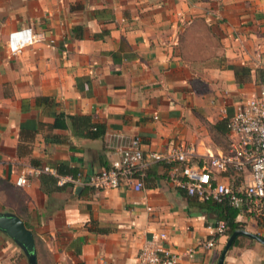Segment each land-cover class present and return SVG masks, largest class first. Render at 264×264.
<instances>
[{
	"label": "crops",
	"instance_id": "crops-1",
	"mask_svg": "<svg viewBox=\"0 0 264 264\" xmlns=\"http://www.w3.org/2000/svg\"><path fill=\"white\" fill-rule=\"evenodd\" d=\"M21 28L34 40L12 53L8 34ZM233 66L247 67L248 80L237 83ZM195 80L208 91L195 90ZM262 81L264 0H0V212L32 232L34 264H135L141 243L157 233L173 251L194 250L179 264H216L227 228L203 248L216 212L148 156L179 145L202 162L224 151L210 125ZM59 114L64 127L53 125ZM68 115L103 124V136L74 135ZM134 136L147 162L137 191H45L31 175L14 184L37 164L89 175L107 165L108 144ZM216 175L231 183L237 174ZM235 222L260 235L253 212ZM0 264H31L1 231ZM222 264H264V246L237 234Z\"/></svg>",
	"mask_w": 264,
	"mask_h": 264
},
{
	"label": "built area",
	"instance_id": "built-area-1",
	"mask_svg": "<svg viewBox=\"0 0 264 264\" xmlns=\"http://www.w3.org/2000/svg\"><path fill=\"white\" fill-rule=\"evenodd\" d=\"M34 40L30 28H21L8 34L7 47L15 53ZM227 147L220 153L207 152L201 162L191 147L174 146L163 154L151 153L150 161H163L167 166V176L175 187L207 203H226L237 210L253 212L258 222L261 237L264 238V81L258 85L257 94L239 101L230 115H225ZM107 165L89 175L79 171L75 174L59 175L54 167L37 164L25 167L15 179L16 186L27 183V175L38 176L46 173L56 178L58 185L66 184L74 188L87 186L93 189L129 188L134 191L142 187L143 169L147 162L143 159L139 138L121 137L108 144ZM231 171L237 175L233 182H222L217 173ZM210 237L201 243L210 249L216 235L223 234L224 221L212 224ZM165 234L157 233L146 238L140 245L135 264H179L182 257L194 252L187 248L176 252L164 245Z\"/></svg>",
	"mask_w": 264,
	"mask_h": 264
},
{
	"label": "trees",
	"instance_id": "trees-1",
	"mask_svg": "<svg viewBox=\"0 0 264 264\" xmlns=\"http://www.w3.org/2000/svg\"><path fill=\"white\" fill-rule=\"evenodd\" d=\"M232 72H233L234 80L237 83L245 82L249 78L248 77L249 69L247 67L233 66ZM61 117H63V115L61 114L55 117V120L53 122L54 126L64 127V124L62 122H59V119ZM66 117L69 120L71 131L73 132L74 135L78 137H83L87 139H96V138L102 137L104 134L103 124L92 122L89 116L68 115ZM210 127L214 129L215 132L219 133L220 136L215 134L216 136L223 137L224 135H226L225 137L227 140L226 118H222L216 121L214 124L210 125ZM227 144H228V140L226 142V147H227ZM55 170H56V173L59 175L76 173V171L74 172L73 171H62L57 168H55ZM143 176H144V171H143ZM37 177L40 178L41 188L45 191H49L51 189H58V188L67 186L66 184L58 185L56 183V178L46 173H41ZM43 184H46V185L48 184L51 187H49V189H44ZM208 206H210V208L216 212L217 217L219 218L218 220L224 221L226 228H227L226 230L228 233H231L233 230L239 227L238 224L235 222V216L238 213L236 209L230 207L226 203H219V204L208 203Z\"/></svg>",
	"mask_w": 264,
	"mask_h": 264
},
{
	"label": "water",
	"instance_id": "water-1",
	"mask_svg": "<svg viewBox=\"0 0 264 264\" xmlns=\"http://www.w3.org/2000/svg\"><path fill=\"white\" fill-rule=\"evenodd\" d=\"M0 231L7 235L21 249L29 263H35L34 237L30 229L24 225L20 218L13 213L0 212ZM237 234L253 238L264 246V238L260 235L246 232L243 229H235L228 235L225 244L220 250L216 264H222L224 253Z\"/></svg>",
	"mask_w": 264,
	"mask_h": 264
},
{
	"label": "rangeland",
	"instance_id": "rangeland-1",
	"mask_svg": "<svg viewBox=\"0 0 264 264\" xmlns=\"http://www.w3.org/2000/svg\"><path fill=\"white\" fill-rule=\"evenodd\" d=\"M198 83H199V82L196 81V80H195V82L193 83V85H194V89H195V90L203 91V92H207V91H208V89H207L206 86H202V85L199 86ZM211 137H212V139H213L215 142H217V143L219 144L220 147L225 148V145H226V138H224V137H218V136H216L215 134H212Z\"/></svg>",
	"mask_w": 264,
	"mask_h": 264
}]
</instances>
